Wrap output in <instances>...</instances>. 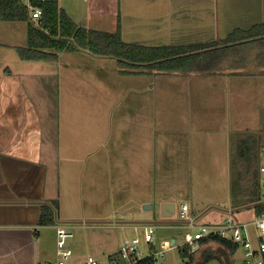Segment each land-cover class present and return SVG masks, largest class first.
Instances as JSON below:
<instances>
[{"label":"crops","instance_id":"0c3cea01","mask_svg":"<svg viewBox=\"0 0 264 264\" xmlns=\"http://www.w3.org/2000/svg\"><path fill=\"white\" fill-rule=\"evenodd\" d=\"M110 11L111 27L116 31L120 15L124 42L136 46L147 45L128 41L127 34L139 32L144 36L147 30L156 43L148 47H194L223 43L235 30L247 31L264 24V0H119L118 10L112 5ZM95 13L97 22L105 21L99 9ZM87 19L90 21L89 16ZM22 23L0 20V264H41L42 257L50 250L56 257L55 225H39L44 206L54 210L53 204H58V210H54L56 224L82 225L85 221L110 219L80 215L78 181L84 173L109 170L107 165L93 162L92 157L106 156L102 143L108 139L112 119H122V127L127 130L122 132V167L116 163L111 169L115 176L122 173V177L118 175L122 179V192H119L122 222L169 221L171 224L178 215L177 229L182 232L177 238L181 239L182 249L183 233L190 229L191 221L181 219V203L188 204L194 222L210 212L207 209L211 206L233 210L231 165L237 142L234 144L230 135L232 126L224 127L230 129L227 131L217 130L213 127L216 116L210 114L222 101L218 97L222 92L219 84L224 86L226 79L229 83V73H188L167 77L166 81L167 74L152 76L151 83L143 87L135 84L139 82L138 76L122 75L119 69L114 71V76L121 80L122 76L128 77L131 82L120 89L109 67L105 69L97 61L103 58L82 51L60 54L53 62L60 63L59 68L25 66L15 56V48L27 43L28 26L25 28ZM244 43L247 42L230 45ZM251 66L256 65L249 62L246 67ZM257 67H264V63ZM216 78L220 79L219 83ZM196 117L204 118L198 121V128L194 127ZM223 123L226 124L225 119ZM104 127L108 131L104 132ZM258 142L263 144L262 135ZM218 146L216 171H226L230 187L226 188L225 184L220 187L224 194L221 201L227 207L212 203L206 206L207 212L205 207L197 210L185 198L191 197L189 181L185 186L177 180L178 174L196 169L214 171L213 164L204 163L203 157L212 155ZM65 178L69 182L63 184ZM65 203L68 211H62ZM165 203L176 205L172 218L162 217L161 207ZM61 215L64 220L60 219ZM122 222L115 225L143 232L146 226L159 225ZM177 241L162 239L160 249L167 242L176 246ZM154 242L150 246L146 244L149 249H156Z\"/></svg>","mask_w":264,"mask_h":264},{"label":"rangeland","instance_id":"374dc122","mask_svg":"<svg viewBox=\"0 0 264 264\" xmlns=\"http://www.w3.org/2000/svg\"><path fill=\"white\" fill-rule=\"evenodd\" d=\"M58 2L61 8L69 12L70 16L78 26L90 30H99L110 33L115 32V27H111L113 16H110V6L113 5V8L115 7V10L117 11L119 0H58ZM97 9L101 11L105 21L97 22V19H99L95 13ZM87 16L90 17V21L87 19ZM18 25H20V27H22L23 25L25 28H27L28 26V24L25 22L22 23V25ZM145 29L146 28H144V30ZM146 31L147 30L144 31V36L143 34L137 32L133 34H127L125 38L135 44L140 43L141 45L154 46L156 44L155 41L152 40V38L148 33H146ZM18 32V29H16L17 35ZM137 41L139 42L136 43ZM27 45L28 43H26V45L24 46L15 48V56L17 60L24 63L25 66L37 65L39 67L47 69H53L55 67L59 68L61 66L60 63L56 64L53 62L48 63L22 61L19 57L17 49L26 48ZM258 45V43H249L245 45V48ZM252 59H255L256 61H252ZM258 60L261 61L262 59ZM258 60L250 55L248 57V63L253 62L256 66L242 68H238L240 66H235L238 69H224L221 71L229 73L227 74V78L230 80L228 83L226 79V81L222 84L224 86H221L219 84V87H222V89H220L222 92H219L218 97L221 98L222 101L221 103H219V107L215 111L210 113L211 115L216 116L213 127H215L217 130L227 131L230 129L224 127L227 126L230 128L232 126V133L230 135L234 140V144L235 141L237 142V148L235 149L234 153L236 155H234V161H232L231 165V188L233 189L234 193L238 191V188L241 186V184H243L244 186L248 185L247 180H252L256 175L258 178L257 169L261 158L262 146V143L260 144L258 142V137L260 135H263L264 133V67H257V64H260L257 62ZM97 61L103 64L105 69L109 67L110 71H112V78L117 79V86L120 89H124L131 83L129 82L128 79L130 78L128 77L122 76L121 80V78H118L119 76H114L115 70L122 69L118 60L103 58L102 60ZM70 63L74 64V60H70ZM62 67L64 68V66ZM72 67L75 68V65H72ZM161 75L164 76L166 74H152L151 76H149L146 74V72H142L141 74L136 75L138 76L137 79H139V82H136L135 84L139 83L143 87H146L149 83H151L152 80L150 78L152 76ZM177 75L183 76L182 73L167 74L164 81L167 80V77L173 78V76ZM216 79L217 80L215 81L219 83L220 79ZM209 83L211 84L213 82ZM228 87H230L231 89ZM205 118L207 119L208 117L205 116ZM224 119L226 121V124H222V121ZM114 120L112 119L109 125L110 127L108 139H105V141L102 143V147L104 148L106 156L92 157L93 162L97 160L96 162L99 161L100 164L107 165V168L109 170L107 172L101 173H89L88 175L84 173L82 176H80V179L78 181V185L81 188L79 196L81 204H78L81 211L80 215H83V218H86V216L87 218L97 216L108 217L110 219L104 221L108 223L106 225H71L73 227L74 239L69 242V245L73 250V258L71 259L69 264H85L88 257H94L101 264H104L108 260V254L111 253L112 255L113 252L115 253L117 249L119 250L118 247L121 246L122 242L125 239L131 240L137 237L143 241V230L135 231L133 229H122L118 228L115 225L116 222H122L124 218L122 217V195H120L119 193L122 192V179L120 180V178L118 177V175L122 177V173H117V175L115 176V171H112L111 169L116 167V163L120 165V167H122V132L127 130L122 127V119L117 118V120H115L116 122ZM200 120H204V118L202 117L197 120L196 117V121L194 122V124L196 125L194 127H199L198 121ZM117 122L119 124H117ZM139 124L140 123H138V125ZM206 127H208V125ZM139 128L140 125L138 129ZM159 130H162V128H159ZM106 131H108V129L104 127V132ZM132 131L134 132V130ZM208 134L209 128L207 131V135ZM246 136H248L250 140H257L253 146L254 153H256V155L255 159H252V161H249L248 158L242 162V159L240 161L239 158L237 159L238 146L240 139H244ZM214 138L216 139V137ZM218 153H220L219 146L215 151L212 152V155H204L203 157L204 163L206 162V164H213L212 170L214 171L207 172L198 171L196 169V171L193 170L190 173L178 174V181L183 182L185 186L189 185L190 183L189 193L191 197L188 198V196H186L185 198L186 201L189 204L192 203V205L197 210H201L205 207V211L207 208L206 206L212 203L227 207V203L221 201L223 200L222 197L224 196V194L221 192L220 187H222L224 184L226 185V188L230 189V187H228L227 185L228 181L226 177V171H216L217 167L219 166V157H217ZM205 154L207 153L205 152ZM117 178L118 180H116ZM187 181H189V183H187ZM64 182L67 183L69 181L65 178L62 180L63 184ZM261 188L263 194L264 188ZM232 189L230 190L232 191ZM86 201L87 203H85ZM142 208L143 210H145L144 207ZM70 210L74 211L73 207H70ZM62 211H68L67 203H65ZM192 215L195 216L197 215V213H193ZM223 216H230L237 223H248L253 221L256 216V211L254 210V207L229 214L211 210L198 220H195V224L197 226L202 224H214L217 223V221L219 222V220L221 221V218ZM178 218L179 216L176 215V219L173 221L175 223L159 224L155 226L156 228H158H155L154 235V246L156 248L155 251L160 250V242L162 239L179 240V242L177 241L176 246L173 245L172 249L167 250L164 257L158 260L156 264H188V258L182 256L180 252L181 249L179 248L181 239L177 238V234L181 233L182 231L177 229V227L180 226L176 224ZM60 219L64 220L63 215L60 216ZM83 221H85V219ZM185 231L183 233L184 236L186 233L193 232V230L191 229ZM185 246L186 245L184 244L182 247ZM140 249L144 254L149 253V248L144 243V241L142 242ZM205 251L214 252L218 255H221L223 252L222 250H219V245H217L216 243H210L207 246H202L195 251L193 264H197L200 261L201 255ZM241 255L242 253L239 249V251H237V253L232 256L233 264L240 263ZM55 261V253L54 251L50 250L46 251L45 256L42 257L41 264H53L55 263ZM207 264H221V262L218 259H213L212 261H210V263Z\"/></svg>","mask_w":264,"mask_h":264},{"label":"trees","instance_id":"16d2710c","mask_svg":"<svg viewBox=\"0 0 264 264\" xmlns=\"http://www.w3.org/2000/svg\"><path fill=\"white\" fill-rule=\"evenodd\" d=\"M43 8V16L39 21L34 22L31 21L19 0H0V20L28 24V45L26 48L17 49L22 61L54 62L62 53L82 51L93 57L118 60L122 67L120 72L122 75H138L142 72H146L147 75L217 74L226 68L246 67L250 55L257 60L262 59L258 60V63H264V24L256 25L247 31L235 30L223 43L194 47H148L124 42L120 15L117 19L116 31L109 33L78 26L60 7L58 1H50ZM240 41L247 43L230 45ZM249 43L259 45L245 48V45ZM224 45L226 46L221 47ZM256 141V139L250 140L248 136L240 139L237 153L239 161L255 159L256 153L253 146ZM247 181L248 185L241 184L236 193L232 189V207L236 209L259 203L254 207L257 216L264 212L262 188L257 175ZM53 206L55 211L58 210L57 203ZM54 210L48 206L43 207L39 220L40 226L56 225ZM210 243H216L219 245V250H225V252L218 255L205 251L197 264H207L213 259H218L221 264H233L232 256L238 249L236 244L220 237H212L202 241L200 247ZM180 252L183 257L188 258V264L194 263L195 252H191L190 247L185 246ZM138 264H155V261L147 258L139 261Z\"/></svg>","mask_w":264,"mask_h":264},{"label":"built area","instance_id":"2783aa9c","mask_svg":"<svg viewBox=\"0 0 264 264\" xmlns=\"http://www.w3.org/2000/svg\"><path fill=\"white\" fill-rule=\"evenodd\" d=\"M27 11L31 21L37 22L44 13L43 6L50 1L58 0H19ZM261 158L258 165V178L261 187L264 188V134L262 135ZM264 199V193H263ZM180 217L182 220L191 221L189 228L193 230L185 235V245L195 252L200 248L202 241L212 237H220L231 241L241 250L239 264H264V212L255 216L252 222L237 223L230 216H225L218 223L196 225L190 217L188 204H180ZM57 252L56 261L53 264H69L73 258V250L69 242L74 239L73 227L66 224H56ZM155 227L146 226L143 241L150 246L154 242ZM142 240L133 238L124 241L119 250L110 255L104 264H138L139 261L151 258L155 261L162 259L167 250L173 248V244L167 242L159 251L149 249L144 254L140 247ZM237 253V252H236ZM85 264H101L96 258L88 257Z\"/></svg>","mask_w":264,"mask_h":264},{"label":"water","instance_id":"95a60500","mask_svg":"<svg viewBox=\"0 0 264 264\" xmlns=\"http://www.w3.org/2000/svg\"><path fill=\"white\" fill-rule=\"evenodd\" d=\"M226 45L224 46H221V47H225ZM259 203H254V204H249V205H246V206H243V207H239V208H236V209H233V210H226V209H221L219 207H216V206H211L207 209V211L209 210H221V211H224L225 213H233V212H237V211H240V210H243V209H247V208H253L255 206H257ZM147 207H145L146 209ZM149 208H152V207H149ZM161 211H162V217L163 219H169V218H172L173 216H175L176 214V205L173 204V203H165L162 205L161 207ZM167 211V214L165 213ZM205 211V212H207ZM204 212V213H205ZM202 213V215L204 214ZM200 215V216H202ZM198 220V219H197ZM84 222H79L78 224H82ZM137 223H141V224H155V223H159V224H169L170 222L169 221H158V222H122L121 224H128V225H134V224H137ZM85 224H90V225H106L108 224L107 222H102V221H93V222H85Z\"/></svg>","mask_w":264,"mask_h":264}]
</instances>
